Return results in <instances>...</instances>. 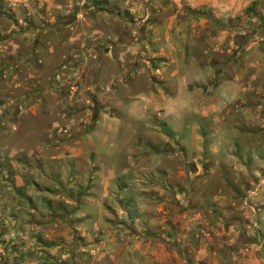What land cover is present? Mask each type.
<instances>
[{
    "label": "rangeland",
    "instance_id": "rangeland-1",
    "mask_svg": "<svg viewBox=\"0 0 264 264\" xmlns=\"http://www.w3.org/2000/svg\"><path fill=\"white\" fill-rule=\"evenodd\" d=\"M198 64L261 71L264 0H0V264H264L233 173L136 122Z\"/></svg>",
    "mask_w": 264,
    "mask_h": 264
},
{
    "label": "crops",
    "instance_id": "crops-1",
    "mask_svg": "<svg viewBox=\"0 0 264 264\" xmlns=\"http://www.w3.org/2000/svg\"><path fill=\"white\" fill-rule=\"evenodd\" d=\"M221 72L210 66L200 68L198 64L193 73L196 85L191 87L184 78L177 83L168 82V90L158 87L157 95L154 89L151 95L142 92L137 97L136 122L141 130L149 122V116L152 122L165 125L167 132L162 137L175 139L182 163L189 166L188 184L205 183L195 167L205 169L208 163H213L229 169L233 173L234 191L250 205L241 207L242 214L255 216L256 230L260 231L259 218H264V212L259 216L257 213L264 210V184L253 196L245 197V193L264 178V66L255 73L241 69L229 79L218 80ZM152 153L153 162L157 163L158 151ZM155 169L171 172L170 167L159 163ZM181 194L175 195L183 198L184 204L192 200L193 194L188 197ZM199 202L203 203L200 197L198 204L189 205V209L200 212ZM243 224L248 226L249 222L243 220ZM136 245L142 247L141 243ZM151 252L154 264L164 261L174 264L155 245Z\"/></svg>",
    "mask_w": 264,
    "mask_h": 264
},
{
    "label": "built area",
    "instance_id": "built-area-1",
    "mask_svg": "<svg viewBox=\"0 0 264 264\" xmlns=\"http://www.w3.org/2000/svg\"><path fill=\"white\" fill-rule=\"evenodd\" d=\"M264 184V178H260L252 187V189H248L247 190V194L251 195L254 192L256 193L257 191H259V189L261 188V186Z\"/></svg>",
    "mask_w": 264,
    "mask_h": 264
}]
</instances>
